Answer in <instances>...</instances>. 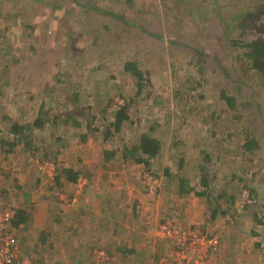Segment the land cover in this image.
I'll use <instances>...</instances> for the list:
<instances>
[{
	"label": "rangeland",
	"instance_id": "obj_1",
	"mask_svg": "<svg viewBox=\"0 0 264 264\" xmlns=\"http://www.w3.org/2000/svg\"><path fill=\"white\" fill-rule=\"evenodd\" d=\"M261 10L264 0H0V179L10 182L0 208L17 205V186L29 180L39 200L50 194L51 211L35 212L56 215V227L87 188H107L118 172L127 182L120 181L122 193L139 200L146 194L149 215L175 217L179 232L219 238L208 264L216 253L224 262L239 264L245 255L249 264H264V72L246 56L249 43L264 39ZM127 60L154 72L140 95ZM222 92L235 98L233 107ZM126 99L129 120L116 130L114 110ZM14 122L25 127L16 146ZM143 134L159 140V153L139 155L145 163L124 161V149ZM246 137L257 140L254 150L245 149ZM24 161L34 170L30 179L13 175ZM48 161L58 180L47 177ZM67 170L76 176L71 190ZM245 189L257 195V205L243 200ZM135 205L125 204L122 215L139 220ZM165 206L169 212L158 211ZM166 222L158 225L162 237ZM226 250L235 256L227 259ZM96 252L99 262L117 261Z\"/></svg>",
	"mask_w": 264,
	"mask_h": 264
},
{
	"label": "crops",
	"instance_id": "obj_2",
	"mask_svg": "<svg viewBox=\"0 0 264 264\" xmlns=\"http://www.w3.org/2000/svg\"><path fill=\"white\" fill-rule=\"evenodd\" d=\"M23 164L24 167L13 172V175L19 179H25L24 177L30 179L34 170L28 164L26 165L25 161ZM70 172L65 174H67V185L71 190L76 176L72 178ZM6 173H10V171ZM118 177H121L118 172L113 175L112 182H109V177L106 180V183L108 181L107 188L104 186L95 187L93 190H91L93 186L87 188L83 197L69 205V213L64 218L59 217L60 221L56 227L51 223L56 215L47 216L45 213V217H43L35 212L36 209L45 210L44 208H47V212L51 211L52 203L45 202L50 194H45L44 199L39 200L37 198L39 190L33 187L35 184L30 183L29 180L23 183L21 180V184L17 187L19 192H22V199L16 197L17 201L14 199L12 204L16 203L17 208H26L29 211L27 221L15 228L18 235L15 242L22 254L30 258L33 264H155V260L157 264H175L171 260L174 258L175 238L162 237L157 231L158 225L167 219L162 215L161 218L165 220H158L155 215L146 213V206L151 209V203L146 194L139 200L133 195L122 193V185L127 186V182L121 181ZM7 178L0 179L2 183L0 194H6L5 188L10 189V182ZM57 178H60V175ZM115 178L119 180V183L115 182ZM120 181L123 184H120ZM39 186L42 190L45 189L43 186ZM2 197L3 200L0 199V204L5 203L2 202L5 201V196ZM130 202L136 203L137 209L133 214L140 210L142 217L139 220L130 218L129 214L128 216L122 215L125 204ZM135 206H132V211ZM166 209L169 207L165 206L158 211L169 212L163 211ZM170 218L168 222L170 220L172 223L174 222L173 225L176 229L183 227L175 217ZM61 226L64 228L60 229ZM97 248L115 256L117 261L110 263L109 260H101L99 262ZM234 253L235 250L232 252L226 250L225 256L228 259V256L232 254L235 256ZM219 256L218 253L214 254L209 264H235V262L219 260ZM239 260L243 261V264H249L251 257L242 255V259L239 258ZM166 261L167 263H164Z\"/></svg>",
	"mask_w": 264,
	"mask_h": 264
},
{
	"label": "trees",
	"instance_id": "obj_3",
	"mask_svg": "<svg viewBox=\"0 0 264 264\" xmlns=\"http://www.w3.org/2000/svg\"><path fill=\"white\" fill-rule=\"evenodd\" d=\"M264 12V10H261L259 12V15L262 14ZM256 13V12H254ZM248 50L246 51V56L248 58H250V62L253 68H255L257 71L263 73L264 72V39H258L255 41H252L251 43H249L247 45ZM20 61L18 60V63ZM15 63H17V61H15ZM8 64V63H7ZM7 68L8 65H7ZM124 69L126 72H129L132 74V76H134L137 80V91H136V95H140L144 89L148 86L150 80H151V74L154 73L152 70L149 69H145L142 70L139 67V63L135 60H127L125 62L124 65ZM4 75V73H3ZM1 91V90H0ZM221 97L226 101V103L229 106H232L235 104V98L233 96H228L225 92L221 93ZM127 101L120 103L117 105V109L114 110V119L113 121H111L110 125L114 126V128L116 130H119L120 126L123 125L124 121L129 120V108H130V103H131V99ZM40 112H44L43 108L41 107V109H39ZM68 118H70V113L68 112V114H66V118L68 120ZM72 121L73 118L71 117ZM79 124V122L74 121L72 122V125L74 126V124ZM33 125L35 127H42L43 122L42 119L40 117H37L34 120ZM70 125V126H72ZM12 132L14 134H18L20 135V138H17L16 140L14 139L13 142L11 143L12 146H16L17 145V141H20L22 139V135L24 132L25 127L23 125L18 124L17 122H14L12 124ZM110 130L107 131V134H105L104 139H110L109 136H112L111 134H109ZM17 136V135H16ZM83 139L88 137V134H83L82 135ZM258 146V142L257 140L253 139V138H249L246 137V140L244 141V147L247 150H254L256 147ZM127 149V151H126ZM11 151V150H8ZM160 151V142L158 139H156L155 137L149 135V134H143L141 136L140 142L137 145H134L133 148H125L124 152L122 153V157L123 160L126 161L130 158L134 159L136 162H147L146 158H142L139 155H148V156H154L157 155ZM108 154H110L111 156H114L117 154V152L115 151H111L108 152ZM47 160H50L49 158ZM58 169V168H57ZM67 172H70V170H68ZM6 174V172H5ZM59 176V172H57V174L54 176V178ZM68 176H70L68 174ZM72 178H74V176H72ZM202 185L206 187L209 185V181L207 179V176L204 175L202 177ZM191 188H189L186 191V187L185 185L182 187V191L183 192H190ZM251 196L254 198V202L252 203L253 205H257L260 201L259 198H257V195L255 196L251 190L249 189ZM200 196H204L207 194V191H200L199 192ZM12 209L14 211V214L11 216V218L9 219V228L8 230L10 231L12 237L14 238V240L17 238V234L15 232V228L19 227L20 225H23L27 219H28V214L29 211H27L26 208H17L16 206H12V205H5L4 207H1V209ZM215 216V213H214ZM256 216V214H255ZM214 218V217H213ZM257 218V216H256ZM262 219V218H261ZM261 219L259 221H261ZM169 219H167L166 221H168ZM191 228H194L196 226L189 224V228L188 230H190ZM181 228V227H179ZM182 229V228H181ZM173 260V259H171ZM175 263V262H174Z\"/></svg>",
	"mask_w": 264,
	"mask_h": 264
},
{
	"label": "built area",
	"instance_id": "obj_4",
	"mask_svg": "<svg viewBox=\"0 0 264 264\" xmlns=\"http://www.w3.org/2000/svg\"><path fill=\"white\" fill-rule=\"evenodd\" d=\"M44 167L47 168L49 179L53 178L58 172L55 163L52 161L46 162ZM150 181L152 185L149 184L148 190L154 192L158 182L153 177L150 178ZM241 196L247 203L254 202V198L248 189L243 190ZM13 214L12 209L0 208V260L3 264H33L32 260L24 256L19 250V246L8 230L9 219ZM159 231L163 236L175 238L176 247L173 258L175 264H208L210 252L219 248L217 245L219 244V238L208 237L193 230L179 232L180 230L168 221L161 226Z\"/></svg>",
	"mask_w": 264,
	"mask_h": 264
}]
</instances>
